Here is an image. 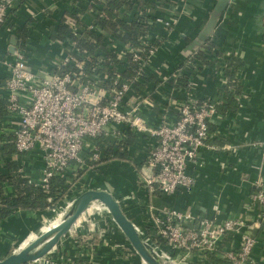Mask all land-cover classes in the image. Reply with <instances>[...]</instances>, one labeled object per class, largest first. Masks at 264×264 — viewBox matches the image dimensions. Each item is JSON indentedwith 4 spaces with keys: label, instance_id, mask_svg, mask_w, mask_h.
Segmentation results:
<instances>
[{
    "label": "built area",
    "instance_id": "1",
    "mask_svg": "<svg viewBox=\"0 0 264 264\" xmlns=\"http://www.w3.org/2000/svg\"><path fill=\"white\" fill-rule=\"evenodd\" d=\"M169 1L175 7L164 16L157 14L165 9L161 3L146 6L138 13V23L153 28V31L137 36L134 43L124 41L119 50L115 43L107 46L115 61H125V72L113 69L115 65L111 62L108 63L110 71L104 72L108 57H96L94 52L82 50L79 45L80 40L94 43L89 35L97 29L96 25L81 28L71 19L65 22L68 41H58L64 56L51 63L52 72L45 77L38 76L30 67L25 48L17 46L10 60H0V65L7 71L4 83L0 85L4 102L0 118V148H11L10 154L0 153V172L7 170L8 163H16V175L22 177L28 186L48 190L53 178H64L67 183H72L76 171L93 169L105 161L99 146L102 140L111 137L113 148L118 149L131 135L151 141L142 164L150 171L144 178L149 192L171 196L194 190L196 179L187 168L190 165L201 167V151L214 152L216 149L209 143L212 138L210 126L224 120L217 109L222 104L220 92L228 89L231 94L235 93L234 89L228 88L231 81L226 75L229 58L243 63L233 76L241 88L240 93L234 95L236 115L244 109L254 91L249 86L247 73L250 65L242 54L241 36L228 47L204 46L170 75L166 74L169 70L166 64L154 65L160 49L169 41L167 35L186 13L190 0ZM231 2L221 17L220 26L224 27L230 15ZM17 3V0H0V29ZM105 4L98 5V11L89 10L94 20L106 16ZM157 27L160 30H156ZM214 34L209 43L216 41ZM258 47L256 60L260 56L264 61V42ZM152 74L161 88L167 83L170 91L179 97L175 98L162 89V99L156 104L140 92L139 86ZM209 79L214 82V95L203 97L201 93ZM143 109L152 113L155 123L140 114ZM249 146L263 149L264 142L255 140ZM220 150L235 152L228 144ZM40 161L42 166L36 167ZM251 168L261 170L260 167ZM253 186L255 193L250 197V205L257 210L255 221L241 218L220 220L218 205L212 208L210 218L164 209L153 217L151 240L160 250L156 240L179 253L178 257H172L165 252L169 261L187 264L196 255L214 254L227 234H238V247L225 253L224 258L230 264H252L257 232L264 226V182L259 177ZM3 190L4 196L12 195L7 186ZM30 264L50 262L44 258Z\"/></svg>",
    "mask_w": 264,
    "mask_h": 264
},
{
    "label": "crops",
    "instance_id": "2",
    "mask_svg": "<svg viewBox=\"0 0 264 264\" xmlns=\"http://www.w3.org/2000/svg\"><path fill=\"white\" fill-rule=\"evenodd\" d=\"M17 1L16 7L10 12L9 18L0 29V60L12 58L9 52V41L14 37L17 42L16 47L25 48L30 67L41 77L52 72L51 63L64 56L60 43L67 42L69 39L64 21L71 19L81 28L92 27L96 20L89 10L98 11V5L107 3V0ZM166 1L123 0L122 5L115 9L113 14L127 28L134 21L138 23V13L144 11L146 6L161 3L165 9L157 12L158 15L164 16L171 12L175 5L169 0ZM232 1L229 8L230 15L224 27L217 26L215 34L213 33L214 39L219 45L228 47L231 44L234 45L238 37H243L241 49L243 57L250 65V71L247 74L250 80L249 86L253 89L254 95L237 115L232 103L228 108H223L222 101V111L218 108V112L223 114L224 120L210 126L212 138L209 143L216 149L214 152L202 150L199 156L201 167L190 165L187 168L188 173L196 179L194 190L190 193L179 192L171 196L149 192L144 178L145 175L150 174V171L142 164L145 151L151 141H143L129 135L125 141L128 147L127 156L122 160L115 159L99 163L93 169L78 170L85 173L80 178L73 174L75 181L72 184H75L64 200L73 191L105 190L104 184L108 183L113 189V197L122 205L127 218L144 231L150 240V232L154 229L151 223L153 217L164 209H175L210 218L213 216L212 208L218 205L220 220L240 218L248 222L256 220L257 210L254 205H250V197L255 193L254 182L259 177L264 182V148L252 149L249 145L255 140L264 142V61H261L260 56L259 60H256L258 45L264 42V0ZM215 2L216 0L189 1L186 13L167 35L168 43L156 56L154 63L156 67L166 64L169 66L167 75L177 72L178 69H173L177 56L201 32ZM61 29L65 30L61 32ZM156 30H160L159 27ZM124 34V29L120 26L115 29V34L104 33L97 28L89 35V38L94 41L93 44L89 42L87 44L85 40H80V43L94 46L92 52L96 57L106 59L108 57L109 61L104 63L106 64L104 72L110 71L108 68L110 62L115 65L113 69L125 72V61H115L113 55L107 50V46L113 43L119 50L124 43ZM126 74L129 75L128 71ZM6 76L7 71L0 65V85H3ZM157 81L152 74L146 83L139 86V91L156 104L162 99L160 94L162 89L163 92L170 93L175 98L179 97L177 93L170 91V85L166 83L161 88V84ZM205 84L206 87L203 88L201 95L213 96V80L209 79ZM1 96L0 93V114L3 113L4 105ZM140 114L150 122H156V118L149 110L143 109ZM112 140L108 137L107 140H102V144L108 143L109 146H113ZM102 144H99L100 149L103 148ZM227 144L231 145L235 152L220 150V147ZM37 166L41 167L42 162H37ZM251 166L260 167L261 170L255 171ZM143 170L146 171L145 175ZM61 204L62 202L57 206ZM53 210L18 212L12 217L1 220L0 249L6 247L19 234L24 236L30 230L36 231L39 223L45 221L46 216L51 215ZM257 235L258 241L252 252L251 263L264 264V226H261ZM239 241L238 234H227L217 247L218 253L211 254L213 259L209 260L207 256L196 255L187 264H230L224 255L229 250L236 249ZM156 244L161 247L163 253L167 252L172 257L179 256V253L172 252L163 241L156 240ZM45 258L50 264H143L132 252L104 210L88 215L71 235Z\"/></svg>",
    "mask_w": 264,
    "mask_h": 264
},
{
    "label": "water",
    "instance_id": "3",
    "mask_svg": "<svg viewBox=\"0 0 264 264\" xmlns=\"http://www.w3.org/2000/svg\"><path fill=\"white\" fill-rule=\"evenodd\" d=\"M229 2L230 0H216L201 32L179 53L173 64V69H178L190 56L209 42L221 22V17ZM9 43V52L13 54L17 45L16 39L12 37ZM104 185L105 190L73 191L70 196L63 200L61 205L56 207V210L52 211L56 212L66 207L62 222L55 228L40 234L26 247L5 255L0 259V264H30L44 259L68 238L88 215L100 210L106 211L141 263L176 264L169 261L144 231L140 230L127 218L122 205L112 195V187L108 183ZM44 227L46 225L42 228Z\"/></svg>",
    "mask_w": 264,
    "mask_h": 264
},
{
    "label": "trees",
    "instance_id": "4",
    "mask_svg": "<svg viewBox=\"0 0 264 264\" xmlns=\"http://www.w3.org/2000/svg\"><path fill=\"white\" fill-rule=\"evenodd\" d=\"M123 0H107L105 4L104 12L106 16L102 19L96 20V27L102 32H111L115 34V29L120 26L124 29L125 34L124 41H130L131 43L135 42L137 36L145 33V31H153V28H149L148 26L141 25L140 23L133 22L127 28L124 27V24L117 20L116 16L113 14V11L119 8L122 5ZM66 20L64 21V23ZM66 27V25H64ZM63 32L65 29H61ZM68 32V30H66ZM117 31V30H116ZM60 32V33H61ZM118 37V35H117ZM80 48L82 50H86L91 53L94 46L81 44L79 42ZM219 46V44L215 41L213 43H207L205 45L206 48H212L215 46ZM216 46V47H217ZM230 46V45H229ZM200 56V54H198ZM198 56V57H199ZM243 63L239 60L231 57L227 61L226 67V75L231 80L229 81L228 88H232L235 90V93L226 91L220 92V99L223 101V108H228V106L234 102V95L240 93L241 88L239 85L234 82L233 76L235 70L238 69ZM153 79V78H152ZM218 105L219 110L222 111V106ZM217 108V109H218ZM224 110V109H223ZM3 113L0 114V118ZM103 148L100 149L103 153L102 156L105 157V161L102 163H106L110 160L119 159L122 160L128 154L127 144H124L122 148L114 149L113 146H109L108 143L101 145ZM106 146V148H104ZM114 150V151H113ZM6 152L7 154L11 153V148H0V153ZM7 170L0 172V221L5 220L18 212H33V211H43V210H51L55 209L57 204L63 202L65 196L69 194L73 184L75 183H67V181L63 178H53L50 182L48 190H41L32 186H28L26 181L16 175L17 164L16 163H8ZM85 172L77 171L78 178L81 177ZM75 181V180H74ZM9 188L8 193L12 195L4 196L3 188ZM216 250L214 255L217 254ZM209 260L213 259V255H206ZM216 261V259L214 258Z\"/></svg>",
    "mask_w": 264,
    "mask_h": 264
},
{
    "label": "rangeland",
    "instance_id": "5",
    "mask_svg": "<svg viewBox=\"0 0 264 264\" xmlns=\"http://www.w3.org/2000/svg\"><path fill=\"white\" fill-rule=\"evenodd\" d=\"M145 172L146 171L143 170L144 175H145ZM54 210H56V209H54ZM58 211H56V212H58ZM65 211H66V207H63V209L61 210V212L64 214ZM56 212H52L51 215H47L46 218H45V221L43 220V221H41V223H39V226L37 227L36 231L33 232V231L30 230V232H27L26 235H24V236H22V234H19L18 237H14L7 244L6 247H3L2 249H0V259L3 258L5 255L10 254L11 252L17 251L19 248L26 247V245H28L29 243H31L40 233H42V232L45 231V228H42V227L44 225L47 226L48 224L51 223L50 222L51 221V216L54 213H56ZM56 216L57 215H55L54 217H56ZM22 239H24V241H21Z\"/></svg>",
    "mask_w": 264,
    "mask_h": 264
},
{
    "label": "bare ground",
    "instance_id": "6",
    "mask_svg": "<svg viewBox=\"0 0 264 264\" xmlns=\"http://www.w3.org/2000/svg\"><path fill=\"white\" fill-rule=\"evenodd\" d=\"M62 210V209H61ZM61 210H59L58 212H56L54 215H52L51 216V223L49 224V225H47L46 227H44L45 228V231L44 232H46V231H48V230H51V229H53V228H55L56 226H58L61 222H62V219H63V216H64V214L61 212ZM55 215H57L56 217H54ZM44 232H42V233H44ZM42 233H40V234H42ZM39 234V235H40ZM38 235V236H39ZM37 236V237H38ZM36 237V238H37ZM35 238V239H36ZM34 239V240H35ZM33 240V241H34ZM27 246V245H26ZM24 248V247H23Z\"/></svg>",
    "mask_w": 264,
    "mask_h": 264
}]
</instances>
